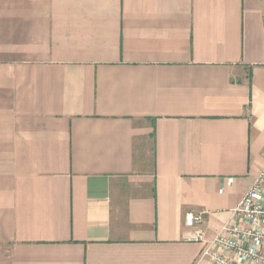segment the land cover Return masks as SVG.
Here are the masks:
<instances>
[{"label":"crops","instance_id":"obj_1","mask_svg":"<svg viewBox=\"0 0 264 264\" xmlns=\"http://www.w3.org/2000/svg\"><path fill=\"white\" fill-rule=\"evenodd\" d=\"M263 165L264 0H0V264H214Z\"/></svg>","mask_w":264,"mask_h":264},{"label":"built area","instance_id":"obj_2","mask_svg":"<svg viewBox=\"0 0 264 264\" xmlns=\"http://www.w3.org/2000/svg\"><path fill=\"white\" fill-rule=\"evenodd\" d=\"M203 222L202 213L186 215V225L195 228L189 240L205 242L202 258L214 264H264V165L211 239L205 237Z\"/></svg>","mask_w":264,"mask_h":264}]
</instances>
